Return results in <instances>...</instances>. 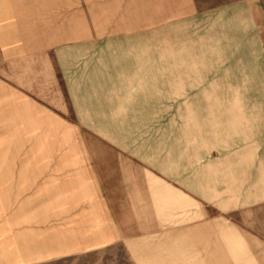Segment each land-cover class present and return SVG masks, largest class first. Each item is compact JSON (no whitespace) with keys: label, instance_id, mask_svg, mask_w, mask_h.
Masks as SVG:
<instances>
[{"label":"rangeland","instance_id":"374dc122","mask_svg":"<svg viewBox=\"0 0 264 264\" xmlns=\"http://www.w3.org/2000/svg\"><path fill=\"white\" fill-rule=\"evenodd\" d=\"M0 264H264V0H0Z\"/></svg>","mask_w":264,"mask_h":264}]
</instances>
